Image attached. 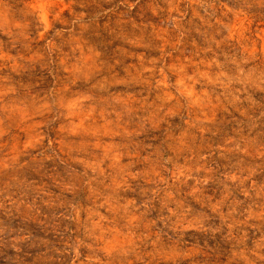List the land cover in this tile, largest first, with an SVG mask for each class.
Listing matches in <instances>:
<instances>
[{
	"label": "rangeland",
	"instance_id": "1",
	"mask_svg": "<svg viewBox=\"0 0 264 264\" xmlns=\"http://www.w3.org/2000/svg\"><path fill=\"white\" fill-rule=\"evenodd\" d=\"M38 2L0 0V264H264V0Z\"/></svg>",
	"mask_w": 264,
	"mask_h": 264
},
{
	"label": "clouds",
	"instance_id": "2",
	"mask_svg": "<svg viewBox=\"0 0 264 264\" xmlns=\"http://www.w3.org/2000/svg\"><path fill=\"white\" fill-rule=\"evenodd\" d=\"M48 0H40L37 4L34 5L35 8H38L39 14H40V20L41 23L44 25V31L40 32V36L43 37L44 32H46L49 27V13L47 11V8L49 7ZM133 203V201H128L127 204L123 205L122 207L125 209V212H127L128 207ZM132 219H138V217H132Z\"/></svg>",
	"mask_w": 264,
	"mask_h": 264
}]
</instances>
